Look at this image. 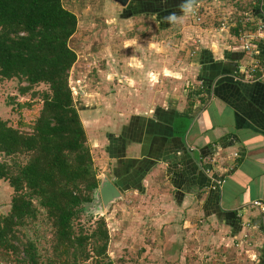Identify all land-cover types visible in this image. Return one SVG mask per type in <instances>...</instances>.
<instances>
[{
  "label": "crops",
  "instance_id": "1",
  "mask_svg": "<svg viewBox=\"0 0 264 264\" xmlns=\"http://www.w3.org/2000/svg\"><path fill=\"white\" fill-rule=\"evenodd\" d=\"M136 1L129 3L131 14ZM157 3L162 4L160 9L149 12L146 8V15L165 24L163 28L190 25L189 15L173 26L155 13L180 16L182 0ZM198 3L208 11L204 16L213 19L209 26L203 23L190 34L182 30L168 37L179 41L171 50L193 58L178 65L192 70V91L187 95L184 88L178 93L148 91L149 95L125 98L131 114L125 115L129 121L120 128L125 144L115 143L114 148L111 143L108 149L117 165L118 184H128L125 190L122 184L117 189L125 191L126 198L134 195L147 201V209L156 208L160 215L156 227L163 233L174 223L183 233L179 244L169 234L164 240L154 236L148 247L151 259L160 253L167 260L176 254V264H264V213L253 205L255 201L264 204V78L251 71V56L242 50L240 34L250 3ZM227 13L235 23L230 30H221L220 19ZM257 52L255 58L264 63V41L257 43ZM130 59L136 64L127 65L136 73H152L150 64L138 57ZM132 87L131 93H137ZM174 126L178 137L173 136ZM169 245L177 250H169Z\"/></svg>",
  "mask_w": 264,
  "mask_h": 264
},
{
  "label": "rangeland",
  "instance_id": "2",
  "mask_svg": "<svg viewBox=\"0 0 264 264\" xmlns=\"http://www.w3.org/2000/svg\"><path fill=\"white\" fill-rule=\"evenodd\" d=\"M62 4L78 19L77 32L69 41V47L77 55V61L70 71L69 84L87 133L99 186L104 176L116 188L122 184L121 187L125 190L126 184H118L114 176V168L117 165L115 160H110L112 153L108 150L111 143L114 148L115 143L125 144L122 140L123 130L120 132V128L125 121H129V117L125 115H131L130 103L125 101V98L129 99L131 94L149 95L148 91L159 94L166 91L178 93L183 88L188 90L184 94H189L194 83L192 70L189 71L188 67L183 66L179 68L178 65L183 59L193 58L181 56L171 50L170 48H175L176 43L179 45V41H174L175 37H168L182 30L190 34L199 25L188 18L186 21L190 25L187 24L183 28H163L156 18L146 15V8L139 6L135 8V13L131 14L133 11L130 12L129 5L121 7L115 0H62ZM207 12L204 8V15H207ZM204 20L205 27L213 21L208 17ZM158 48L163 51H157ZM130 57H138L144 64H150L149 73H152H136L133 68L130 69L127 64L135 61ZM133 64L135 66L136 62ZM141 68L145 69L144 66ZM21 86L28 88L30 85L21 79H0V120L15 129L22 127L20 123L32 124L36 121L43 106V94L49 92L46 84H39L30 87L23 95L19 91ZM131 86L137 93H131ZM21 103H28L31 107L21 109L17 105ZM21 131L31 132L26 127ZM124 139L131 140L127 137ZM28 159L27 155L15 158L20 164H26ZM0 160L12 164V159L4 155H0ZM122 195V199L113 202L105 199L101 190L95 191L92 195L93 201L84 206L81 218L75 223L76 233L91 236L98 227L96 222L105 219L109 231L105 256L97 258V254L93 253V248L97 245L95 239L87 246L91 256L89 259H82L80 256L75 258L72 253L64 259L55 256L52 249L54 229L46 218L45 211L41 209L37 225L29 226L28 230L16 228V235L23 242H33L40 264H47L50 259H54L55 264L61 263V260L69 264H95L97 260L102 263L111 261L112 264H176V254H172L171 260L161 258L160 253L159 258L151 259L148 247L154 236L164 240L165 234H169L179 244L178 238L183 233L177 223L163 233V229L156 227L160 226V223H155L160 216L156 214L159 213L156 208L147 209L146 206L150 203L140 201L134 195L126 198L125 191H122ZM12 196L13 190L7 182L2 181L0 213L4 216L10 213ZM36 205L38 206L37 203ZM15 245L19 246L17 241ZM173 245H169L168 249L171 248L175 252L177 249L172 248ZM1 252L3 254L4 250ZM26 259L23 249L18 252L11 251L8 258L0 256V264H27Z\"/></svg>",
  "mask_w": 264,
  "mask_h": 264
},
{
  "label": "trees",
  "instance_id": "3",
  "mask_svg": "<svg viewBox=\"0 0 264 264\" xmlns=\"http://www.w3.org/2000/svg\"><path fill=\"white\" fill-rule=\"evenodd\" d=\"M157 1L145 4V0H137L136 7L154 12L162 5ZM155 13L163 22L166 13ZM77 28V16L62 0H0V79L25 80L30 86H21L23 95L39 84H46L49 90L43 94V106L34 123H20L22 127L15 129L0 120V155L12 159V164L0 160V181L13 190L10 213H0L3 258L23 249L27 264H40L33 242H23L16 235L19 228L37 225L40 209L54 229L55 256L64 259L72 253L75 258L89 259L87 246L94 239L93 253L97 258L106 255L109 231L105 219L96 222L98 227L91 236L75 232L84 206L93 201L99 187L87 133L69 84L77 61L69 41ZM17 105L31 107L28 103ZM24 127L31 132L21 131ZM179 135L174 126L173 136ZM21 155L29 157L26 164L15 160ZM47 264H55L54 259ZM59 264L69 263L61 260ZM95 264L112 262L97 260Z\"/></svg>",
  "mask_w": 264,
  "mask_h": 264
},
{
  "label": "built area",
  "instance_id": "4",
  "mask_svg": "<svg viewBox=\"0 0 264 264\" xmlns=\"http://www.w3.org/2000/svg\"><path fill=\"white\" fill-rule=\"evenodd\" d=\"M263 2L264 0H249L250 13L242 16L245 19L242 20L243 29L240 34L242 50L251 56V71L260 72L264 78V63L261 64V61L255 58L258 55L257 43L259 41H264V12L262 10ZM189 16L198 25L203 24L205 18L204 7L198 3V7ZM232 23H235L232 14L227 13L222 15V18L220 19L221 30H230ZM253 29L255 30L253 31ZM253 205L254 207L260 209L262 213H264L263 203L260 201H255Z\"/></svg>",
  "mask_w": 264,
  "mask_h": 264
},
{
  "label": "water",
  "instance_id": "5",
  "mask_svg": "<svg viewBox=\"0 0 264 264\" xmlns=\"http://www.w3.org/2000/svg\"><path fill=\"white\" fill-rule=\"evenodd\" d=\"M130 1L131 0H115L121 7H127ZM98 190H101L104 198L109 201L115 202L116 200L122 199V193L104 176L101 179L100 186L95 191L97 192Z\"/></svg>",
  "mask_w": 264,
  "mask_h": 264
},
{
  "label": "clouds",
  "instance_id": "6",
  "mask_svg": "<svg viewBox=\"0 0 264 264\" xmlns=\"http://www.w3.org/2000/svg\"><path fill=\"white\" fill-rule=\"evenodd\" d=\"M197 7L198 0H182V3L179 5L181 15L178 16L175 12H172L164 17V20L169 24L178 23L184 16L192 14Z\"/></svg>",
  "mask_w": 264,
  "mask_h": 264
}]
</instances>
